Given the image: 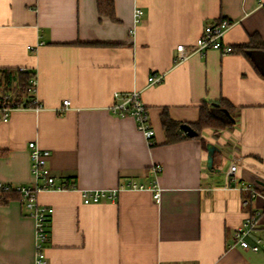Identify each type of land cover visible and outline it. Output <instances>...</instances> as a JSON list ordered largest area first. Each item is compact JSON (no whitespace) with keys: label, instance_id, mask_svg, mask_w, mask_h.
<instances>
[{"label":"crops","instance_id":"crops-1","mask_svg":"<svg viewBox=\"0 0 264 264\" xmlns=\"http://www.w3.org/2000/svg\"><path fill=\"white\" fill-rule=\"evenodd\" d=\"M114 4L117 21L99 14L97 0H0V96L28 101L0 121V184L36 182L30 141L50 151L58 182L75 184L37 195L54 209L41 262L24 200L0 203V264H264V246L253 251L235 239L255 212L248 240L264 239V73L236 50L175 60L179 44H194L208 24L223 20L233 48L253 33L264 41V0ZM258 57L264 68V53ZM21 70L35 74V93L19 90ZM155 73L164 79L150 84ZM134 89L149 111L152 144L134 116L112 111L114 93ZM64 99L70 104L59 110ZM219 101L232 107V118L222 110L226 128L167 143L165 109L192 126L203 106L216 111ZM115 188L114 201H83V190Z\"/></svg>","mask_w":264,"mask_h":264},{"label":"built area","instance_id":"built-area-1","mask_svg":"<svg viewBox=\"0 0 264 264\" xmlns=\"http://www.w3.org/2000/svg\"><path fill=\"white\" fill-rule=\"evenodd\" d=\"M142 16V10L140 7H136L134 10V21L135 24L140 22ZM230 26V22L223 20L218 23L208 24L202 35L197 39V41L190 45L186 46L184 44H179L177 46V56L176 61L181 62L188 59L193 53L204 52L207 49L214 48L221 50L223 53H230L234 51V48L225 43L224 34L228 27ZM32 48V47H31ZM164 79V74H151L148 77V81L150 84L159 83ZM31 90L33 93L36 91L37 80L36 77L33 76L31 78ZM116 102L112 106V111L120 116L132 115L135 117L137 127L140 131L143 132L145 138L149 141V143H153V137L155 135V130L151 125L149 111L147 106L145 105L141 91L134 89L129 93H121L116 91L114 93ZM32 102L34 104L39 105V101L36 97H33ZM64 106L59 110H63L67 108L70 104L69 99L63 100ZM24 104H16L15 102H11L8 99V96H5L0 103V121H6L9 118V113L12 110L25 108ZM40 107V105H39ZM183 134H186L183 131ZM30 149V157H31V172L36 178V182L31 185L25 186H16L14 187L22 194L24 204L26 208L29 210V214L35 218L36 223V249H37V260L39 262L43 261L45 258V242L48 236V228L47 223L50 219L51 214L54 209L51 206L39 204L37 201V195L39 192L43 190H62L66 188H74L75 184L68 185L65 182H58L56 176L53 174L50 166H49V157L50 151L48 149L42 148L36 141H30L28 143ZM237 161L235 159L231 165L229 172L235 174L237 170ZM153 171L158 172L161 167L159 165L153 166ZM38 180H42L39 182ZM0 187L9 188L10 185L0 184ZM131 188H142L143 186H137L136 184H131ZM247 189L250 188L246 187ZM153 197L156 201H160L161 196V188L154 183L152 188ZM83 201L85 203H96L100 202L103 199L114 201L118 196V188L110 189V190H83L81 192ZM253 195H256L255 191H253ZM260 212H255L251 216H249L237 229L235 232L236 243L241 245L243 248L251 249L253 251H258L261 246H264V239L260 237H255V241L251 243L248 240V237L252 235L253 230L257 225L258 216Z\"/></svg>","mask_w":264,"mask_h":264},{"label":"trees","instance_id":"trees-1","mask_svg":"<svg viewBox=\"0 0 264 264\" xmlns=\"http://www.w3.org/2000/svg\"><path fill=\"white\" fill-rule=\"evenodd\" d=\"M97 9L100 15L107 16L113 21H117L116 13H115V4L114 0H97ZM106 45L108 43H101ZM234 50L238 52H242L248 55L253 63L255 64L256 68L264 73V68L260 64V59L258 57L259 53H264V41L262 40L261 36L258 33H253L250 35V40L246 44H241L237 46ZM18 78V85L19 90L22 93H27L31 89V78L35 76V74L31 71L21 70L19 73ZM7 95V93H6ZM5 95V96H6ZM5 96H0V103ZM9 101H13L16 104H24L27 106L28 101H24L21 103L20 99H13L8 97ZM220 106L215 108L216 111H213L209 106H203L201 108L200 118L197 122L192 123V126L198 131L196 136L200 135V131L205 127H215V128H226L229 123V118L226 114L222 111L227 109L230 113L232 112V107L222 103L219 101ZM219 110V111H217ZM184 123L180 121H176L171 118L168 111L165 109L162 113V125L164 127L167 143H174L183 138L190 137L188 134H183V126ZM70 185V183L68 184ZM22 198V194L20 191L15 189L14 187L3 188L0 187V203H5L11 198Z\"/></svg>","mask_w":264,"mask_h":264},{"label":"water","instance_id":"water-1","mask_svg":"<svg viewBox=\"0 0 264 264\" xmlns=\"http://www.w3.org/2000/svg\"><path fill=\"white\" fill-rule=\"evenodd\" d=\"M225 112L228 115H230L228 110L225 109ZM230 117H231V115H230ZM182 129L189 136H195V135H197V131L191 125H189V124H183Z\"/></svg>","mask_w":264,"mask_h":264}]
</instances>
